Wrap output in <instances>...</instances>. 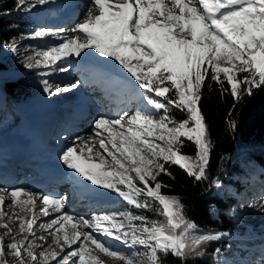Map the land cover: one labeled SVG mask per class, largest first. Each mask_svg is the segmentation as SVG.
Returning <instances> with one entry per match:
<instances>
[{
	"label": "snow or ice",
	"instance_id": "1",
	"mask_svg": "<svg viewBox=\"0 0 264 264\" xmlns=\"http://www.w3.org/2000/svg\"><path fill=\"white\" fill-rule=\"evenodd\" d=\"M49 2L15 0L14 10L28 12ZM58 32L72 35L59 37L60 43L51 47L34 49L25 58L26 69L66 72L68 67L63 65L68 58L91 51L105 58V63L118 64L142 90L138 95L142 107L115 119L100 117L94 121L99 149L110 159L86 141H81V146L74 142L59 159L83 180L115 194L128 208L141 211L94 213L89 221L64 212L60 198L25 189H0L11 198L13 207L19 197H26L20 202L21 212L35 215L39 211L45 217L50 215L49 210L59 213L37 226L53 237L59 252H48L51 245L47 241L36 245L34 240H44V235L35 236V219L25 222L18 217V234L27 231L28 236L12 243L0 238V264H6L5 247L16 264H25L26 257L31 264H40L41 260L43 264H103L92 255L88 244L123 264H163L169 254L179 258L181 264L189 258L203 257L209 242L229 234L202 232L187 217L180 199L162 191L167 185L158 177L171 176L167 166H176L198 182L207 178L213 145L200 101L208 79L220 87L222 94L229 92L234 107L245 95L251 96L253 89L264 87V0H91L81 22ZM52 35L51 30L38 29L31 38ZM6 47L12 52L18 50L15 43ZM76 87L70 84L62 90L69 92ZM53 88L59 91L61 86L43 82L47 95L56 94ZM176 111L183 114L182 119L174 117ZM227 125L234 133L236 121L229 119ZM189 144L194 147V155L183 151ZM211 183L217 189L222 186L218 180ZM37 202L44 207H38ZM5 206L0 195V219L6 215L2 211ZM260 207L264 210V205ZM143 212L163 219L150 218ZM66 224H70L71 233L65 230ZM94 233L121 242L132 250L131 255L110 248ZM6 236L15 241L11 229ZM137 246L143 251H137ZM219 251L216 249L215 254ZM257 264H264V260Z\"/></svg>",
	"mask_w": 264,
	"mask_h": 264
},
{
	"label": "trees",
	"instance_id": "2",
	"mask_svg": "<svg viewBox=\"0 0 264 264\" xmlns=\"http://www.w3.org/2000/svg\"><path fill=\"white\" fill-rule=\"evenodd\" d=\"M14 5L15 0H0V53L7 44L15 43L22 35V31L29 26L27 12L14 10ZM5 11L9 14L4 15ZM4 57L6 60L0 63V73L12 63L11 55L7 54ZM33 72V70H25L14 78L0 81V89L5 95V108L0 109V112L11 113L12 107L19 105L30 95L37 79ZM200 108L213 145L206 170L207 178L198 182L188 177L178 167L167 166L171 176L161 174L158 180L167 185L162 189L165 194L180 199L187 217L202 232L231 233L236 231L238 225L236 221H233L231 217H226L222 212L230 209L232 201H224L214 196L211 182L220 179L223 173L233 172L240 179L255 176L259 171V176L264 177V168L257 167L264 159V87L253 89L251 96L245 95L240 102L235 103L234 107V100L229 92L222 94L220 87L208 79L202 89ZM230 112L231 116H229ZM173 115L176 119L183 118V114L178 111ZM229 119L237 123L234 133L228 129ZM183 151L188 155H194V147L190 144ZM211 206L217 207L220 211L216 219L212 218L209 213ZM145 215L153 219H163L156 217L152 212H145ZM239 232L243 231L239 230ZM226 242L221 239L209 242L203 257L189 258L183 264L217 263L214 253L216 249L223 250ZM230 243L232 246L234 241ZM163 264H181V260L169 254L163 258Z\"/></svg>",
	"mask_w": 264,
	"mask_h": 264
},
{
	"label": "rangeland",
	"instance_id": "3",
	"mask_svg": "<svg viewBox=\"0 0 264 264\" xmlns=\"http://www.w3.org/2000/svg\"><path fill=\"white\" fill-rule=\"evenodd\" d=\"M60 1L61 0H50L49 3L42 5V6L37 5L31 11L27 12L30 22H29V26L22 31L23 32L22 35L15 42L18 50L16 52H12L7 47H5L0 53V63H4V61L6 60V57H4V55L6 54L11 55V59H12L11 65L6 66L5 71L0 73V81L4 79L14 78L16 75L21 74L25 70H33L34 71L33 74L37 78L34 84V89L30 93V96L27 99H25L18 107H14L12 109L13 113L17 114L16 122L18 124L22 122L23 115L25 114L23 109H26L28 101L30 100L31 96L37 97L39 93L43 92V95H45L47 98L50 97L43 91V82L45 80L48 81L50 86H57V85L61 86L63 84H77V87L71 90L72 94L70 93L69 95H67V93L65 92V94H61L52 99L53 101L52 103L54 104H57L58 101H61L60 106H64L62 105V102H63L62 100L64 98L67 100L66 104L68 103V106L65 109H62L61 111L63 112V117L61 118L60 124L65 126V130L69 132L70 130L78 129V128L67 127L72 122H77V118L74 116L79 115V111L77 109L79 103L78 101H73V99L76 98V95H79V94H76L78 90L80 91V93H82L81 91L83 92L93 91V93H95V90H93L92 88H94L96 83H99L98 78L100 76L99 75L100 70L95 68L92 73V75L93 74L94 75L90 77H86V79H89V80L92 79L94 82L92 83L91 81L88 87L82 88L81 87L82 83H80L81 82L80 75H79L80 72L75 67L76 66L75 60L77 59L78 62L86 63L87 61L84 60L83 57L68 58V62L64 63L63 65L65 67H68V71L66 72L53 71L52 68L26 69L23 66L26 56L31 54L34 49H44V48H48V47H51L53 45L60 43V39H57V38L55 39L56 34L57 35L59 34L60 37L61 36L65 37L68 35V33L70 34V32L59 33L58 30L62 28L71 29L74 26V24H70V25L65 24L62 26L61 23H58L56 21L54 22L55 20L54 15L57 12H60L62 5L64 6L65 3H68L69 1H74L81 5L80 7L82 8V14L80 13L73 21V23L75 22L79 23L82 21V19H84L83 12L88 8L91 2V0H62V2ZM58 3H61V4L57 6ZM38 29L51 30L54 35L45 37L43 39L31 38V34L35 30H38ZM93 57L97 58L98 62H100L101 64L111 67L112 69H116V70L119 69L121 70L123 75L130 76L115 62L110 63V64L105 63L104 62L105 58H99L95 54L93 55ZM104 69H107V68H104ZM94 72H97V73H94ZM44 73H47V74H44ZM87 75L88 73H86V76ZM47 98L45 100L44 99L40 100L42 101L40 103L46 104ZM2 100H3V94L0 92V109H2L1 106L3 105ZM137 108L131 109V110L128 109L127 111L129 113L131 111L134 112ZM67 109H69L68 113H67ZM81 112L83 111L81 110ZM0 113H1L0 126H3L4 121L2 118L6 116V113L3 111ZM7 121L10 122V117L7 119ZM8 125L9 123L5 125V127H8ZM88 125L89 124H81L77 126L80 127L79 131H81V130L87 129ZM3 127H1V130ZM88 128L90 129V132L94 134V131H95L94 128L89 127V126ZM65 132H64V135H65ZM8 133L9 132L5 131V134H4V131H3L2 133L0 132V135H3L5 137ZM62 139L64 138H60L61 142L63 141ZM64 144H66V142ZM68 146H70L69 142H68L67 147ZM61 151L63 152L64 150H61ZM262 161L263 162L261 163V165L259 164L257 165V167L260 169L264 168V159ZM250 164H252V162ZM242 167L244 168V164H242ZM69 171L71 172V174L73 173L72 172L73 170L69 169ZM77 177L80 178L79 175H77ZM217 180L220 182L222 186L219 189L213 186L212 194L216 197L223 199L224 201H230V200L232 201L230 209L228 211H223L222 214L225 215L226 217H231V219L233 221H236V224L238 225V228L236 229V231H233L232 232L233 234L232 235L230 234L227 237H235L241 241L238 243H234L232 246H226V248L223 251H221V253H223L224 256L220 257L219 260L216 258L217 254L214 253L215 254L214 259L217 262L215 264H257V261L264 260V210H261V207H260L261 205H264V177L257 175L256 178L253 180L251 177L240 179L238 175L233 172V173H223L222 177ZM63 182L64 181H62V183ZM248 183H251V185H246ZM63 185L65 187L63 189H66L67 187L66 184L64 183ZM25 187L27 186H25L24 183L22 182L20 189L22 188L24 189ZM28 190H32V189L30 188ZM32 192L38 193L35 190ZM53 193L54 192H50L49 194L52 195ZM49 194L48 195L44 194V195L49 196ZM72 202H75V201H72ZM97 206L101 207V205H97ZM118 206L119 207L123 206L122 209L118 207V210H117L118 212L128 210V211H133V213L140 214V211H141V210H137L134 208L133 209L128 208L127 206H124L123 203H120ZM76 208H86V205L79 204ZM103 208H108V207L105 206ZM113 208L114 207H109V209L105 210L104 212H112L111 209ZM219 212L220 211L215 206H211L209 209V213L211 217L215 219L218 218ZM68 214L72 215L71 212H69ZM143 214L145 215V212H143ZM80 218H84V217L80 216ZM15 219H16V216L14 215L13 220ZM4 222L5 221L3 219H0V224H4ZM239 230H242L243 232L240 233ZM239 233L241 234L240 236H235V234H239ZM42 235H44V239H49L48 234L42 233ZM25 236H28V233H26ZM25 236L22 238V240L25 238ZM245 241L251 242V243L253 242V243L248 247L245 244ZM6 243H10V241L9 242L6 241ZM34 243L37 245L38 240L35 239ZM119 243L123 246L122 247L123 251L121 252L125 253L126 255H131L132 250L126 247L125 245H123L121 242ZM88 246L90 247V249H92V255L97 256L103 262V264H108L109 259L107 258L105 259V257L103 258V255H104L103 253L101 255V253L98 250H96L94 246L91 244H88ZM52 247L53 245L51 244L50 248L52 249ZM75 247H78V245H73V248ZM136 250L143 251V249L139 248V246H137ZM55 251L59 252L58 249ZM65 251L67 252L69 251V249L65 247ZM4 252H5V255L3 256L4 261L9 262L10 264H16L15 257L12 255V253L7 248H4ZM240 252L242 253L239 254ZM219 256L220 255H218V257ZM52 262L51 264H55V262L53 263ZM121 263L123 264V262ZM25 264H31V261L27 257L25 258ZM40 264H43L42 260L40 261Z\"/></svg>",
	"mask_w": 264,
	"mask_h": 264
},
{
	"label": "bare ground",
	"instance_id": "4",
	"mask_svg": "<svg viewBox=\"0 0 264 264\" xmlns=\"http://www.w3.org/2000/svg\"><path fill=\"white\" fill-rule=\"evenodd\" d=\"M60 4L61 3H58L57 6H59ZM80 6H81L80 4H75L73 1H69L68 3H65V5L62 6V10H64V11L58 12L54 22L57 21L58 23H61L62 26L65 25V24H67V25H70V24L76 25L77 23L76 22L73 23V21L80 13L82 14V8ZM87 10H88V8L83 12V17H85V14H86ZM71 35H72V33L70 32V34L68 33V35L65 36V37H70ZM59 37H60L59 34L55 35V39L56 38L59 39ZM93 55H94V53L91 52V51H88L87 55H85L83 53L81 54V57H83V59L87 61L86 63L85 62L84 63L78 62L77 59L75 60L76 61L75 62V65H76L75 67L80 72L79 75H80V79H81L80 83H82V85H81L82 88L88 87V85H90L91 81H92V83L94 82L93 80L88 81L89 79H86V77H90L92 75V73H93L95 68L100 70V72L108 71V73L111 76L113 74V71H116V70H111V69H108V68L107 69H101V67H99V65H98L100 62H98L97 58L93 57ZM117 71H119V70H117ZM86 73H88L87 76H86ZM123 77L127 78V76H123ZM110 79L114 80L113 76ZM121 80H122V78L119 79V82ZM115 81H117V80H115ZM67 85H70V84L61 85V88H60L59 91H56V89L53 88V90L56 91V94L53 95V96H50L49 98H47V101L48 102H53L52 101L53 98H55L56 96H59L61 94H65V92L62 90V88H63V86H67ZM101 85H103V84H101ZM101 85H99V86H101ZM99 88H98V85L96 83L94 88H92V89L95 90V93H93V91H90V92L89 91H86V92L81 91L82 93H80L79 90L77 91L76 94H79V95H76V98L73 99V101H79V105L77 107V109L79 111V115L74 116V117L77 118V122H72L70 125L67 126V127H71V128H78L76 130H70L69 132H67L65 130V126L60 124L61 118L63 117V112H61V111H62V109H65L68 106V103L66 104L67 100L65 98L62 100L63 101L62 105H64V106H60L61 101H58V103L56 104V108L55 109H52L53 103L50 104V103L47 102L48 104L47 103L45 104V103H40V102H38V103L37 102H35V103L29 102L27 104V107H26L27 111L25 113V116H33L36 111H39L40 113L43 112V113L47 114L46 125L43 128V130L41 131L42 134L43 133H48L49 136H52V135H50L51 133L58 132L60 130H64V132L66 131L65 135H64V133L62 135H60V136H62V138H64V139H62L63 142H62V144L59 147V151L60 152H61V150H65L67 148L68 142H69L70 146H73L74 142H75L76 146H81V141H86V142H89L90 146L94 145L95 148L98 149L103 155H105L106 158L110 159V157H107V153H105L103 149H99V144L97 142L98 138L95 137V135L92 134V132H90V129L88 128V126L94 128L93 125H94V121L96 119H98L100 117H105V118H108V119H115V118H118L119 115H122L124 111L126 112L128 109H130V110L131 109H135L138 106L142 107V104H141V102L138 99H136L135 102L133 103L132 100H134L133 99L134 95L130 94L127 91H121L120 94L114 96L113 98H109L104 93V91L100 90ZM130 88L132 90L134 88V86H131ZM66 93H67V95H69L71 93V91L66 92ZM107 101L113 103V107L111 109L107 108L108 107V105H107L108 102ZM131 103H133V104H131ZM94 105H96V106H94ZM36 106L39 107L40 110H34V108ZM124 108H125V110H124ZM81 110L83 112H81ZM68 111H69V109H67V113H68ZM86 112L88 113V115H87ZM131 112H133V111H131ZM81 124H89V125L87 126V129L79 131L80 127H78L77 125H81ZM5 125H7V124H4L3 125L4 127L0 126V132L4 131V134H5V131H7L9 133L5 137L4 136L0 137V149H1V147L3 145V142L5 140H9L10 138L14 137L13 135H16V132L23 127V124H21V123L20 124L14 123L13 125H11L9 123L8 127H5ZM1 127H3L2 130H1ZM71 128H69V129H71ZM82 131H83V133H82ZM64 136H66V137H64ZM90 137L92 138L91 141H89ZM46 140H47V138H46ZM65 142H66V144H64ZM110 147L111 146L109 145V148ZM3 149L4 148H2L0 150V165H5L4 164V160L1 159L2 156H3L2 155ZM29 157H30V161L31 162H33L35 160V156L31 152L29 154ZM85 158H87L86 150H85ZM95 162H98V160H95ZM5 166L9 167L12 172H15L17 178H16L15 183H12V186H10L8 188L0 187V189H20L21 186L16 184V182L18 180V172H17V170L15 168L11 167V166H8V165H5ZM67 170H68V172H70L69 169H67ZM72 172H73L72 175L77 177L78 174H76L74 171H72ZM70 173H67L65 175V177H64L65 181L63 183L60 181V182L55 183V184H50V185H48V190H45L44 192L37 191L38 193H36V194L42 193L43 195L44 194L48 195L50 192H54L52 195L49 194V197L60 198L63 201V203H64L63 211L67 212V213L71 212L72 213L71 216H73L74 218H80V216H82L85 219L91 221V216L90 215L92 213H95L97 211L104 212L105 210H108L109 207H114L113 209H111L112 212L113 211L118 212L117 211L118 207H119L118 205L120 203H123V202L116 195L107 194L106 193V192H108L107 190L100 189V188L96 187L95 185H93L92 189H94V190L96 189L97 190L96 194H98V198H103V199L110 200V201H113V202H110V201H99L96 205H92L89 200L79 201V200L76 199L75 196H73V198H69L68 199L67 195H68V192H70L71 189H68L69 187L68 188L66 187V189H63V188H65L63 184L64 183L66 185L68 184L66 181L68 179V174H70ZM79 180H83V178L80 177ZM83 187H85V186H83ZM24 189L29 191V192L34 191V190H28L30 188H27V187H25ZM72 190L74 191V189H72ZM82 193L85 194V191L83 190ZM0 195L4 196L5 204L8 205V206H5V207L2 208V211L6 214L4 216V218H3V220L5 221L4 224L7 225V228L0 227V238H4L5 241H8V242L10 241V243L19 242L20 240H22V238L27 233V231H25L22 234H18V229H19V219H18V217L22 218L25 222H27L30 219H35V221H36V225H34V228H36L35 236L39 237V236L42 235V231L38 229V227H37L38 224L40 222H46V221H48V220H50L52 218H55L56 216L59 215V213L51 212V210H49L50 211V215L48 217H45L43 215V213H41L39 211H37L35 213V215H33V213L30 212V211L29 212H21V210H20V207H21L20 202L23 201V200H26V197H23V196L19 197L17 205L15 207H13V206H11V198L6 193L0 192ZM109 196H111V197H109ZM72 201H75V202H72ZM79 204L86 205L87 209L86 208H76ZM97 205H101V207L97 206ZM37 206L40 207V208L44 207V205L40 204L39 202H37ZM105 206H107L108 208H103ZM124 206H126V205H124ZM25 207H29V206H25ZM119 208L122 209L123 206H121ZM13 213L16 216L15 220H13V216H14ZM9 216L11 217V220H9V218H8ZM119 219H123V218L120 217ZM74 222L75 221H73V223ZM9 229H11L12 234L15 236V241L8 239V237L6 236V233L8 232ZM65 230L68 231L69 233L72 232L70 224H66L65 225ZM84 231H91V229H84ZM94 234L97 235L98 239L104 241V243L107 244L110 248H112V249H114L116 251H120V252L123 251L122 250L123 246L118 241L113 240L110 237H106L104 235H100L99 233H94ZM48 237H49V239H44V240L37 239L38 240L37 245H42V244H44V241H47L50 245L51 244L53 245L52 249L51 248L47 249L48 252L55 251L57 249L59 250V248L54 243H52L53 237L51 235H48ZM29 238L31 239V237H29ZM38 251H39V249H37V252ZM101 255H102V253H101ZM104 257H105V259L106 258L109 259L108 264L109 263L110 264H122L121 263L122 261L113 260V259L103 255V258ZM53 262H55V261H53Z\"/></svg>",
	"mask_w": 264,
	"mask_h": 264
}]
</instances>
